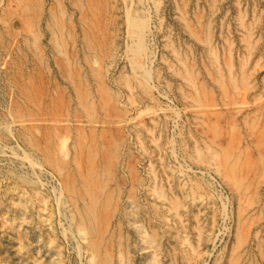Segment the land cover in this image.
<instances>
[{"label":"rangeland","instance_id":"rangeland-1","mask_svg":"<svg viewBox=\"0 0 264 264\" xmlns=\"http://www.w3.org/2000/svg\"><path fill=\"white\" fill-rule=\"evenodd\" d=\"M74 73L91 122L72 116ZM263 110L264 0H0V264H95L65 174L29 143L46 126L66 138V172L90 159L81 133L105 143L93 162L109 160L108 227L129 264H264Z\"/></svg>","mask_w":264,"mask_h":264},{"label":"bare ground","instance_id":"bare-ground-1","mask_svg":"<svg viewBox=\"0 0 264 264\" xmlns=\"http://www.w3.org/2000/svg\"><path fill=\"white\" fill-rule=\"evenodd\" d=\"M3 2V1H2ZM28 4V3H27ZM28 6V5H27ZM26 6V9L29 8V11H30V8L31 7H27ZM36 7V5H35ZM34 9V8H33ZM54 9V8H53ZM61 8H59L60 10ZM35 10V9H34ZM37 10V9H36ZM62 11V9L60 10ZM31 12V11H30ZM37 13V11L35 12ZM40 13V11H39ZM54 12H52L53 14ZM17 14H21V12L17 13ZM33 14H34V11H33ZM58 15V13H56ZM17 15V16H19ZM32 15V14H31ZM59 16V15H58ZM37 17V16H36ZM52 17V16H51ZM61 17V16H60ZM60 17H58L60 19ZM57 18V17H55ZM57 18V19H58ZM53 19V18H52ZM25 21H29L28 20H25ZM53 21V20H52ZM55 21V19H54ZM59 21V20H58ZM58 21H55V25H56V22ZM61 21L60 20V26L62 25L61 24ZM52 23V22H51ZM58 24V25H59ZM138 27H140V30L142 29L143 27V21L140 19L139 23H138ZM27 25V24H26ZM29 25V24H28ZM57 25V26H58ZM63 27V26H61ZM27 28V26H26ZM58 28V27H57ZM60 29V28H59ZM62 29V28H61ZM58 30V29H57ZM62 31V30H61ZM60 32V31H58ZM61 33V32H60ZM140 34V33H139ZM142 48L137 45L134 49V55H137V56H140L142 54ZM132 69L134 71H137L140 69V65L137 63L136 60L133 59L132 61ZM70 69V67L68 68ZM72 69V68H71ZM80 69V68H79ZM85 69V68H84ZM90 69V67H89ZM66 70V69H65ZM69 71V70H68ZM67 71V72H68ZM71 71V70H70ZM77 71V70H76ZM79 71V70H78ZM77 71V72H78ZM133 71V72H134ZM140 71V70H139ZM74 72V71H73ZM86 72V71H85ZM89 72V71H88ZM87 72V73H88ZM91 72V71H90ZM228 72L229 74L233 73L231 72V69L229 67L228 69ZM231 72V73H230ZM81 73V72H80ZM84 73V72H83ZM136 73V72H135ZM219 73V81H220V84L222 86H225L223 84V80L225 79L222 75V72L221 71H218ZM78 74V73H77ZM76 73H74L72 76H70V78L72 79V84L74 86V89H77V91H75V93H77V103L75 104L74 106V110L75 113L74 115L72 116H78L77 114H79V117H80V113H84L87 118V120L89 122L92 121V118H93V115H94V104H93V99L91 98V96L93 94H91V91H90V88H89V84L91 83H88V82H83L85 79L83 77V80L82 81H78L76 80V76H77ZM92 74L95 75L96 77H99V72H97L96 70L94 71L92 69ZM143 74V78H144V82L147 81L146 78H149L150 76V72L146 71V69L143 67L142 68V73ZM86 75V74H85ZM81 76V75H80ZM83 76V75H82ZM81 76V77H82ZM88 76V75H87ZM190 76V75H189ZM78 78H79V74H78ZM90 78V76H89ZM231 79L233 80V77L231 76ZM225 83V82H224ZM242 83V82H241ZM253 84V83H252ZM100 89H98V93H100V98L102 100L103 103H101L102 105L101 106H104V105H107L108 101L107 99L105 98V96H108L110 94V91L108 89V87H104V86H100L99 84L97 85ZM77 87V88H76ZM242 87H240L241 89ZM250 88V87H249ZM93 89V88H92ZM232 89V88H231ZM255 89V88H254ZM251 90V89H250ZM93 91V90H92ZM244 91V90H243ZM228 92V90H227ZM255 92V91H254ZM243 93V92H242ZM199 94V93H198ZM22 96V95H21ZM23 97V96H22ZM99 99V98H98ZM229 99V98H228ZM240 99V98H239ZM98 101V100H97ZM71 102V101H70ZM99 103V104H100ZM67 104V103H66ZM69 104V103H68ZM242 103H239V105H241ZM244 104V103H243ZM242 104V105H243ZM254 104V103H253ZM238 105V106H239ZM245 105V104H244ZM263 105V104H262ZM18 106V105H17ZM67 106V110L70 109V106L71 104L68 106V105H65ZM237 106V105H236ZM246 106V105H245ZM257 106V105H255ZM259 106V105H258ZM242 108H244L243 106H241ZM258 108V107H257ZM15 109V108H14ZM39 109V108H37ZM66 110V107L62 108V106L60 105L59 108H58V113L55 114V115H51L52 118H56L59 115V112L61 110ZM72 109V108H71ZM256 109V107L254 108ZM259 109V108H258ZM262 109V108H261ZM18 110V109H17ZM63 110V111H64ZM73 110V111H74ZM239 110V109H238ZM242 110V109H241ZM257 110V109H256ZM20 111V110H18ZM30 111V110H29ZM40 111V109H39ZM264 111V110H263ZM21 112V111H20ZM72 112V111H71ZM237 112V111H236ZM55 113V112H53ZM70 113V112H69ZM262 113V112H261ZM15 114V112H14ZM31 114V113H29ZM52 114V113H51ZM64 114V113H63ZM66 114V113H65ZM69 115V114H68ZM17 116V115H16ZM21 116V114H20ZM260 116V115H259ZM259 118V117H258ZM257 118V119H258ZM97 120V119H96ZM252 121V120H251ZM256 121V120H255ZM260 121V120H259ZM262 121V119H261ZM253 122V121H252ZM93 123V122H92ZM261 123V122H259ZM256 124V123H255ZM258 124V123H257ZM92 125V124H91ZM264 125V124H262ZM9 126V125H8ZM254 126V125H253ZM252 126V127H253ZM47 127V131H43L44 134H42L43 136L39 139L38 137H40V135L37 137V136H34L33 134H30L34 137H32L31 139L32 140H29V143L31 145H33V148L35 149H38V150H41L42 151V159L43 160H46L47 164L49 165L50 167V163L59 171V173H61L63 175V173L65 175V177L63 178H67L66 180L67 181H64L65 182V186L67 187L68 190H70L71 192H74L75 193V196H74V199H73V202L71 204L74 205V208L76 210L77 213L73 214L74 217H75V225L76 226V229L77 231L79 232H82L83 233V236L87 238V249L91 252V255L93 257V261L92 263H95V264H129V252L128 254L127 253V249H128V246L125 245L124 243V240L122 241V237H121V234L122 233H118L116 234V230L115 229H112V231H110V226L108 227V224L111 220V213H113V209L115 208L116 205L118 204H115V198H114V195L111 194L109 192V189L107 191V181L105 180V178L109 175V171H108V164H109V160L106 161V159L104 160H101V161H97L96 162H93V159H94V155L95 152H97L99 150V148L102 146V145H105L102 144L101 146L100 145H97V144H91V145H87L83 140H82V136H84L85 134L84 133H81L82 135H79V138L76 139L77 142H76V148L80 151L79 154L83 156V152H84V157H86L87 155L90 157V159L87 161V165L85 168L82 167V163L80 164V161L78 162V165H80L77 169V173L76 174H73L69 171L66 172L65 168L66 165L68 164V162L66 160H63L64 158L68 157L69 154H68V148H66V138H62L61 137V140L60 141H57L59 138H60V133L58 132L57 130V127L56 126H51L50 128L48 126ZM258 128V127H257ZM264 128V127H263ZM28 129L30 130L31 128L28 127ZM34 129V127H33ZM39 128H36L35 130H37ZM34 130V131H35ZM33 131V130H31ZM263 131V130H262ZM25 132V131H24ZM30 132V131H29ZM40 132V131H39ZM41 132H42V129H41ZM77 132H79L77 130ZM35 133H37L35 131ZM252 133H254L252 131ZM255 134V133H254ZM25 136L26 135V132L23 133L22 131L19 132V136ZM93 135V134H92ZM262 135V134H261ZM27 136V135H26ZM29 136V135H28ZM95 136V135H94ZM86 137V135H85ZM88 137V136H87ZM86 137V138H87ZM93 136H91L92 138ZM24 138V137H23ZM26 138V137H25ZM84 138V137H83ZM95 138V137H94ZM103 138V137H102ZM90 139V137H89ZM104 139V138H103ZM110 139V138H108ZM93 140V139H92ZM91 140V142H92ZM100 140V139H99ZM107 140V139H106ZM24 141V140H23ZM89 141V140H88ZM95 141V140H94ZM112 142V140H110ZM114 141V140H113ZM254 141V140H253ZM27 142V141H26ZM42 143V144H41ZM103 143V142H102ZM254 143V142H253ZM29 144V145H30ZM89 144V143H88ZM234 144V142H233ZM107 145V144H106ZM109 145V143H108ZM115 145V143L113 142L111 146H109V148H112L113 146ZM74 146V145H73ZM104 146H102V149H103ZM32 148V147H31ZM32 148V149H33ZM107 148V147H106ZM234 148V146H233ZM258 148V147H257ZM35 149V150H36ZM114 149V148H113ZM75 150V149H73ZM101 150V149H100ZM107 150V149H106ZM70 151V149H69ZM72 151V150H71ZM77 151V150H76ZM74 151V152H76ZM86 151V152H85ZM114 151V150H113ZM38 152V151H37ZM102 152V151H100ZM108 152V150L106 151ZM110 152V151H109ZM108 152V153H109ZM36 153V152H35ZM34 153V154H35ZM75 155V153H73ZM73 154H71L72 156H74ZM78 154V153H77ZM78 154V157L80 158L81 156H79ZM100 154V153H99ZM103 154V153H102ZM114 154L111 150L110 152V156ZM261 154V153H260ZM263 154V153H262ZM40 155V156H41ZM94 155V156H93ZM101 155V154H100ZM38 156V155H37ZM76 156V155H75ZM93 156V158H92ZM222 156V155H221ZM28 160H36L32 157V154H28V156H26ZM63 157V159H62ZM98 157V156H96ZM102 157V155L100 156V158ZM103 157H105L103 155ZM261 157V156H260ZM73 158V157H72ZM77 157L74 158V160H76ZM77 158V160L79 159ZM82 158V157H81ZM80 158V159H81ZM221 158V157H220ZM69 159V158H68ZM67 159V160H68ZM79 159V160H80ZM102 159V158H101ZM83 160V159H82ZM73 161V160H72ZM95 161V160H94ZM230 161V160H229ZM242 161V160H240ZM244 161V160H243ZM242 161V162H243ZM76 163V161H74ZM236 162V161H235ZM234 162V163H235ZM242 162L240 164H242ZM246 162H247V159H246ZM245 162V163H246ZM229 163V162H228ZM72 164V163H71ZM264 164V163H263ZM99 165H103L102 168L99 167ZM255 166V169L257 170L258 169V166L259 165L258 163L254 164ZM72 166V165H71ZM70 166V168H71ZM231 166V165H230ZM229 166V167H230ZM99 167V168H98ZM242 167V166H240ZM238 167V168H240ZM245 167V166H244ZM260 167V166H259ZM53 168V167H52ZM54 168V169H55ZM235 168V167H234ZM243 168V167H242ZM240 168V169H242ZM55 169V170H56ZM76 169V168H75ZM236 170V169H235ZM261 170V169H260ZM57 171V173H58ZM75 171V170H74ZM241 171V170H240ZM244 172V171H243ZM256 172V171H255ZM242 173V172H241ZM254 173V172H253ZM237 172H235L234 170H230V172L228 173V175L230 176V178H232V180H235L236 183H238V186L241 188V186L243 185L239 178L236 177L237 175ZM243 174V173H242ZM246 173H244L245 175ZM249 173H247L248 175ZM251 174V173H250ZM261 174V173H260ZM232 175V177H231ZM239 176V174H238ZM249 176V175H248ZM246 177V176H245ZM254 177V176H253ZM237 178V179H236ZM112 179V178H111ZM111 181V180H110ZM250 181V180H249ZM248 181H246L247 183ZM106 183V184H105ZM244 183V182H243ZM245 184V183H244ZM244 186V185H243ZM110 188V187H109ZM66 189V188H65ZM112 189V188H111ZM113 190V189H112ZM117 190V188L115 189ZM69 192V191H68ZM70 192V194H71ZM256 192V191H255ZM115 194H118V193H115ZM72 195V194H71ZM60 196V195H59ZM61 199V198H60ZM79 200H82V204L79 205L77 204L79 202ZM58 201V200H57ZM60 202V200H59ZM117 202V201H116ZM63 205V203H62ZM70 205V204H69ZM176 206V205H175ZM118 210V209H117ZM117 212V211H116ZM134 213V211H133ZM110 218V219H108ZM111 224V223H110ZM75 228V227H74ZM108 231H109V234H108ZM105 235H106V238H105ZM108 235H110L108 237ZM83 237V238H84ZM116 237V238H115ZM85 240V239H84ZM145 241V240H144ZM124 262V263H123Z\"/></svg>","mask_w":264,"mask_h":264}]
</instances>
